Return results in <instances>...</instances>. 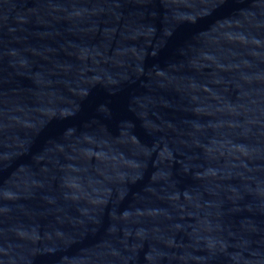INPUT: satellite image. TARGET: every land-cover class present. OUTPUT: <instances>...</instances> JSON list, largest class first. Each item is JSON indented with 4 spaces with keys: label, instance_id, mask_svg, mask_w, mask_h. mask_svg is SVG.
I'll return each mask as SVG.
<instances>
[{
    "label": "water",
    "instance_id": "1",
    "mask_svg": "<svg viewBox=\"0 0 264 264\" xmlns=\"http://www.w3.org/2000/svg\"><path fill=\"white\" fill-rule=\"evenodd\" d=\"M0 264H264V0H0Z\"/></svg>",
    "mask_w": 264,
    "mask_h": 264
}]
</instances>
